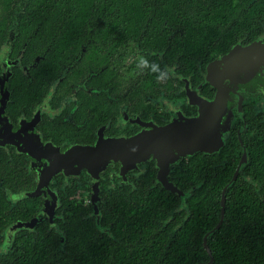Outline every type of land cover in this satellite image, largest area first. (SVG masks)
Returning <instances> with one entry per match:
<instances>
[{"label": "flooded vegetation", "instance_id": "obj_1", "mask_svg": "<svg viewBox=\"0 0 264 264\" xmlns=\"http://www.w3.org/2000/svg\"><path fill=\"white\" fill-rule=\"evenodd\" d=\"M255 2L239 0L240 12ZM33 10L28 0L0 3V216L11 219L3 232L2 252L20 233L51 228L60 234L70 207L100 227V209L110 200L137 202L133 197L150 168L155 169L153 182L166 189L157 179L159 166L152 154L132 166L118 159L95 171L74 152L197 117L199 104L217 96L208 79L211 66L236 62L227 60L232 51L264 42L260 15L226 34L223 42L191 55L185 42L181 51L174 48V38L181 40L183 31L162 25L150 34L142 27L129 37L106 31L96 38L89 22L84 32L71 31L63 42L55 13ZM228 94L232 119L223 130V144L168 167L165 180L179 190L180 203L189 190L177 185L173 173L186 170L196 155L221 166V150L231 138L239 142L240 160V136L248 128L245 113L264 114V85L250 82ZM184 183L189 185L187 178ZM10 231L13 238L6 243Z\"/></svg>", "mask_w": 264, "mask_h": 264}, {"label": "trees", "instance_id": "obj_2", "mask_svg": "<svg viewBox=\"0 0 264 264\" xmlns=\"http://www.w3.org/2000/svg\"><path fill=\"white\" fill-rule=\"evenodd\" d=\"M238 1L28 0V8L34 14L52 10L62 24L63 42L71 31L84 32L89 22L96 38L106 31L129 37L142 27L150 34L162 25L183 31L181 40L174 38V48L181 51L185 42L191 55L223 42L226 34L245 28L249 19L264 16V0L244 7V14ZM14 2L0 0L4 6ZM226 26L233 28L224 30ZM245 118L248 128L240 141L247 160L226 191L221 227L207 238L213 264H264V114L245 113ZM240 154L237 138H231L221 150V166L199 155L191 157L186 170L173 173L177 185L189 190L184 203L175 192L153 182L155 169L150 168L140 193L133 197L137 202L110 200L100 209V227L70 207L60 234L51 228L20 233L8 250L0 251V264L205 263L209 256L203 237L219 220L221 192L237 169ZM10 222L8 216H0V244Z\"/></svg>", "mask_w": 264, "mask_h": 264}, {"label": "water", "instance_id": "obj_3", "mask_svg": "<svg viewBox=\"0 0 264 264\" xmlns=\"http://www.w3.org/2000/svg\"><path fill=\"white\" fill-rule=\"evenodd\" d=\"M231 59L236 62L211 66L208 79L217 87V96L210 103L202 102L199 104L200 109L197 117L177 121L167 127L159 128L150 133H143L131 139L109 142L106 145L100 144L92 150L78 149L74 153L78 152L83 156V160H85L83 164L87 163V167L93 168L95 171L103 169L110 161L118 159L132 166L144 161L152 154L159 166L158 181L166 189L179 194V190L165 180L169 165L177 159L195 152L211 153L223 144V130L227 129L232 119V113L227 109L228 92L231 88L250 82L259 86L264 85V42L256 41L246 48L232 51V54L227 57V60ZM242 152L237 169L221 192L219 220L216 226L203 237V246L209 260L197 264H213L214 262L207 245V238L222 225L225 214L226 191L235 182L247 158V152L243 146ZM63 161L64 159H62ZM20 226L24 227V225ZM8 238V240L12 239V234H8Z\"/></svg>", "mask_w": 264, "mask_h": 264}, {"label": "rangeland", "instance_id": "obj_4", "mask_svg": "<svg viewBox=\"0 0 264 264\" xmlns=\"http://www.w3.org/2000/svg\"><path fill=\"white\" fill-rule=\"evenodd\" d=\"M9 235H11V234H13V232L12 231H10V233H8ZM9 238H8V235H7V239H6V243H8L9 242V240H8Z\"/></svg>", "mask_w": 264, "mask_h": 264}]
</instances>
